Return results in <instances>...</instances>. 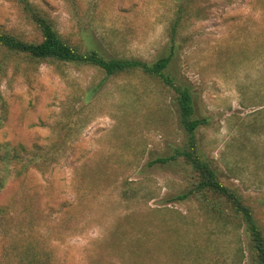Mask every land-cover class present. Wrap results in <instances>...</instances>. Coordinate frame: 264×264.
Here are the masks:
<instances>
[{"label": "rangeland", "instance_id": "374dc122", "mask_svg": "<svg viewBox=\"0 0 264 264\" xmlns=\"http://www.w3.org/2000/svg\"><path fill=\"white\" fill-rule=\"evenodd\" d=\"M30 2L81 52L147 63L168 53L183 4L170 73L208 120L197 133L203 158L264 227V0ZM0 30L39 37L15 0H0ZM0 94L8 108L0 144L62 143L58 164L0 194L12 226L0 264H19L28 247L52 264H254L238 216L180 200L188 171L156 163L187 139L170 91L139 73L19 61L0 74Z\"/></svg>", "mask_w": 264, "mask_h": 264}, {"label": "trees", "instance_id": "16d2710c", "mask_svg": "<svg viewBox=\"0 0 264 264\" xmlns=\"http://www.w3.org/2000/svg\"><path fill=\"white\" fill-rule=\"evenodd\" d=\"M23 9L26 17L37 30L39 37L27 41L17 35L0 30V74H6L10 66L19 61L50 64H81L99 68L109 77L134 76L142 74L152 80L164 91H170L173 104L179 114L180 125L187 134L183 147L175 148L167 158L156 163H178L188 171V190L180 200L196 198L202 207L208 208L215 217H230L234 213L248 232L253 252V263L264 264V227L254 216L253 209L235 189L226 186L217 171L203 158L197 133L208 125V120L196 117L192 90L179 84L170 73L171 63L178 50L179 30L183 25L185 8L179 4L177 18L169 30L170 45L168 53L154 63L138 59L108 58L96 49L81 52L67 42L55 29L52 20L30 0H15ZM7 104L0 94V128L7 120ZM61 142L49 149L28 150L22 145L0 144V194L8 183L18 180L32 170L45 172L60 162ZM12 226L10 210L0 203V242L10 239ZM34 247L23 251L19 264H52L42 259L43 254ZM49 255V254H47Z\"/></svg>", "mask_w": 264, "mask_h": 264}]
</instances>
